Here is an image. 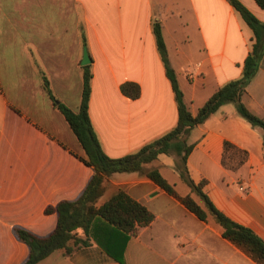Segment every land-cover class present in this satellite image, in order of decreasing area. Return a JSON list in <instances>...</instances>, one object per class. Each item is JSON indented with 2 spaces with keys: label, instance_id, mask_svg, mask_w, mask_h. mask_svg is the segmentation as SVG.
<instances>
[{
  "label": "crops",
  "instance_id": "0c3cea01",
  "mask_svg": "<svg viewBox=\"0 0 264 264\" xmlns=\"http://www.w3.org/2000/svg\"><path fill=\"white\" fill-rule=\"evenodd\" d=\"M240 1L264 23V9L255 0ZM157 20L185 102L197 115L221 87L242 76L255 43L252 29L227 0H0V264H23L29 252L23 261L10 256L25 244L12 231L50 235L58 217L46 214V208L77 200L95 172L47 96L34 59L53 90L73 87L74 80L78 86L83 27L92 60V125L105 153L121 158L178 123L175 95L153 34ZM76 47L81 52L70 67ZM127 81L140 85L138 99L121 93ZM82 92L83 76L79 100L64 103L77 111ZM243 103L264 119V53ZM226 142L247 152L237 169L232 168L239 161L236 155L229 154L224 165ZM188 144L194 146L187 160L191 179L205 181L203 191L215 207L264 241L263 130L240 116L234 104H226L192 129ZM176 162L174 155L161 154L144 172L106 178L98 206L124 190L154 215L126 244L123 263L91 240L71 255L56 251L38 264H264L225 238L211 214L200 219L147 176L158 169L169 182L173 179L180 196L191 195L207 211ZM38 200L43 216L54 220L44 236L38 232L48 221L37 222L31 210Z\"/></svg>",
  "mask_w": 264,
  "mask_h": 264
},
{
  "label": "trees",
  "instance_id": "16d2710c",
  "mask_svg": "<svg viewBox=\"0 0 264 264\" xmlns=\"http://www.w3.org/2000/svg\"><path fill=\"white\" fill-rule=\"evenodd\" d=\"M227 1L252 29L255 36L252 51L244 62L242 76L221 87L200 108L197 115H193L185 102L177 74L171 66L162 24L158 20L154 21L153 34L166 76L170 80L175 95L178 123L167 134L143 146L139 151L121 158H112L105 153L92 125L89 114L93 79L91 65L81 66L83 92L80 107L75 111L57 98L47 73L34 59L47 96L78 138L86 153L85 162L92 166L95 172L77 200L62 201L55 207L46 208V214L55 213L58 217L57 226L50 235L39 237L26 229H17L18 238L29 248V255L23 264H38L56 251H62L67 256L71 255L76 249L88 246L91 240L95 241L114 260L123 263L126 244L131 237L139 233L141 228L153 222L154 215L124 190H119L108 201L98 206V201L105 192L104 182L107 177L115 173L144 172V166L156 161L161 154L174 155L177 158L176 170L192 192L204 201L208 212L191 195L180 196L175 186L158 169L150 170L147 176L168 194L180 200L200 219L207 220L208 213L211 214L224 229L225 238L245 250L257 262H264V241L251 229L234 222L218 210L203 191L205 181L196 184L191 179L187 167L188 156L194 148L193 145L188 144L190 132L226 104H234L240 116L253 127L261 128L264 142V119L253 114L243 103L247 87L256 76L264 53V23L240 0ZM255 2L264 9V0H255ZM81 33L84 45H87L83 27ZM120 90L125 97L132 100L138 99L141 95L140 85L131 81L123 83ZM224 148V165H227L229 154L236 155L239 159L237 165L232 167L233 169H237L247 159L246 151L236 148L229 142L225 143Z\"/></svg>",
  "mask_w": 264,
  "mask_h": 264
},
{
  "label": "rangeland",
  "instance_id": "374dc122",
  "mask_svg": "<svg viewBox=\"0 0 264 264\" xmlns=\"http://www.w3.org/2000/svg\"><path fill=\"white\" fill-rule=\"evenodd\" d=\"M85 32V30H84ZM82 46H83V50H82V58H83V54H84V48H88L87 45H84L83 39H82ZM81 52V48H73V54L71 55L70 59H69V66L71 67L72 65V61L74 60V58L77 57L78 53L80 54ZM89 52V50H88ZM90 55V54H89ZM76 79V77H75ZM71 83V81H70ZM77 81L73 82V87H72V83L69 85V88H65V87H59L58 89L56 88V90H54L57 98L59 100H61L62 102L66 101L69 102V104H75L79 98H80V92L82 90V75H80V84L77 86L76 85ZM66 103V102H65ZM13 178V177H12ZM16 178V177H15ZM14 178V179H15ZM174 178V177H173ZM170 182L172 183V178L170 177ZM15 185V184H13ZM179 191H182V187L180 186L178 188ZM42 204L39 202V200L33 205V207L31 208V210L34 212V218L35 220H37V222L41 223L44 220L48 221V226L46 227V229L39 231L38 234L41 236L47 235L50 230H52L53 226H54V220L52 219H47L46 217L43 216V212L41 211L42 209ZM18 229V228H17ZM17 229L12 231L13 234L17 235ZM18 236V235H17ZM27 252H29L28 247L25 244H21V249H19L17 252H11L10 256L14 257V259H19V261H23L26 256H27Z\"/></svg>",
  "mask_w": 264,
  "mask_h": 264
},
{
  "label": "water",
  "instance_id": "95a60500",
  "mask_svg": "<svg viewBox=\"0 0 264 264\" xmlns=\"http://www.w3.org/2000/svg\"><path fill=\"white\" fill-rule=\"evenodd\" d=\"M91 63H92V60L90 58L88 49L85 47L84 48L83 58H82V61H81V65L82 66H87V65H90Z\"/></svg>",
  "mask_w": 264,
  "mask_h": 264
}]
</instances>
